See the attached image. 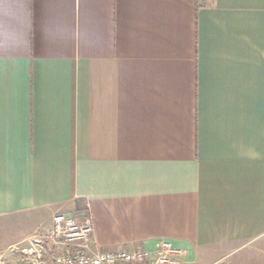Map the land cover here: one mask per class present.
<instances>
[{
	"label": "crops",
	"instance_id": "obj_1",
	"mask_svg": "<svg viewBox=\"0 0 264 264\" xmlns=\"http://www.w3.org/2000/svg\"><path fill=\"white\" fill-rule=\"evenodd\" d=\"M58 212L264 264V0H0V256Z\"/></svg>",
	"mask_w": 264,
	"mask_h": 264
},
{
	"label": "built area",
	"instance_id": "obj_2",
	"mask_svg": "<svg viewBox=\"0 0 264 264\" xmlns=\"http://www.w3.org/2000/svg\"><path fill=\"white\" fill-rule=\"evenodd\" d=\"M93 220L89 212L80 217L58 212L45 234L35 235L20 248L22 264H184L185 251L170 241H160L156 249L137 247L133 250L95 249ZM0 264H11L3 255Z\"/></svg>",
	"mask_w": 264,
	"mask_h": 264
},
{
	"label": "rangeland",
	"instance_id": "obj_3",
	"mask_svg": "<svg viewBox=\"0 0 264 264\" xmlns=\"http://www.w3.org/2000/svg\"><path fill=\"white\" fill-rule=\"evenodd\" d=\"M38 234H39V232H38ZM38 234H36V235H38ZM41 234V233H40ZM45 234V233H44ZM43 235V234H42ZM32 239V238H31ZM31 239H26L23 243H21V244H18V245H14L12 248H11V251H13V252H15L16 253V256H21V254H20V248L22 247V246H26V245H28L29 244V240H31ZM21 264H22V262H20Z\"/></svg>",
	"mask_w": 264,
	"mask_h": 264
}]
</instances>
